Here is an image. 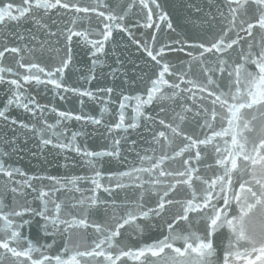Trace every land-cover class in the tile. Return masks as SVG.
Returning <instances> with one entry per match:
<instances>
[{"label": "snow or ice", "instance_id": "snow-or-ice-1", "mask_svg": "<svg viewBox=\"0 0 264 264\" xmlns=\"http://www.w3.org/2000/svg\"><path fill=\"white\" fill-rule=\"evenodd\" d=\"M0 264H264V0H0Z\"/></svg>", "mask_w": 264, "mask_h": 264}, {"label": "water", "instance_id": "water-1", "mask_svg": "<svg viewBox=\"0 0 264 264\" xmlns=\"http://www.w3.org/2000/svg\"><path fill=\"white\" fill-rule=\"evenodd\" d=\"M26 163V162H25Z\"/></svg>", "mask_w": 264, "mask_h": 264}]
</instances>
